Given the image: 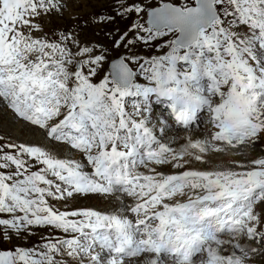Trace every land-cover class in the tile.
Masks as SVG:
<instances>
[{
  "label": "snow or ice",
  "instance_id": "6c2138e0",
  "mask_svg": "<svg viewBox=\"0 0 264 264\" xmlns=\"http://www.w3.org/2000/svg\"><path fill=\"white\" fill-rule=\"evenodd\" d=\"M0 110V264H264V0H0Z\"/></svg>",
  "mask_w": 264,
  "mask_h": 264
},
{
  "label": "bare ground",
  "instance_id": "6f19581e",
  "mask_svg": "<svg viewBox=\"0 0 264 264\" xmlns=\"http://www.w3.org/2000/svg\"><path fill=\"white\" fill-rule=\"evenodd\" d=\"M1 127L3 128V130H2ZM5 130H7V131H5ZM14 130H16L19 133L23 134L24 137L29 136V137H31L30 139H32V134H31L30 131L22 130V128H21V126L19 124H16V123L13 122L10 113H8L7 111H4V110H0V133H2V135L11 133L12 136L16 137L13 134ZM94 201L95 202H91V203H88V204L93 205V206H95L97 208H102L101 205L107 204L106 201H103V200H100V199H94Z\"/></svg>",
  "mask_w": 264,
  "mask_h": 264
},
{
  "label": "rangeland",
  "instance_id": "374dc122",
  "mask_svg": "<svg viewBox=\"0 0 264 264\" xmlns=\"http://www.w3.org/2000/svg\"><path fill=\"white\" fill-rule=\"evenodd\" d=\"M1 128H2V127H1ZM2 130H3V128H2ZM5 131H7V130H5ZM10 134H11V133H10ZM13 134H14L16 137H19L20 139H30V138H31V137H29V136L24 137L23 134L19 133V132L16 131V130L13 131ZM0 135H2V133H0ZM11 135H12V134H11ZM32 138H33V137H32ZM91 202H95L94 199H93V200H90V201H85V202H83V203L88 204V203H91ZM101 206H102V208H105V207H107V204H105V205H101Z\"/></svg>",
  "mask_w": 264,
  "mask_h": 264
}]
</instances>
